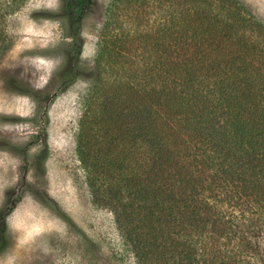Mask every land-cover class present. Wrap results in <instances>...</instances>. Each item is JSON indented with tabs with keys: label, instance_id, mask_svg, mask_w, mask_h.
Instances as JSON below:
<instances>
[{
	"label": "trees",
	"instance_id": "1",
	"mask_svg": "<svg viewBox=\"0 0 264 264\" xmlns=\"http://www.w3.org/2000/svg\"><path fill=\"white\" fill-rule=\"evenodd\" d=\"M28 1L0 0V56ZM156 1L142 53L99 51L111 77L77 136L93 202L135 264H264V24L239 0ZM64 2L80 23L93 0Z\"/></svg>",
	"mask_w": 264,
	"mask_h": 264
},
{
	"label": "rangeland",
	"instance_id": "2",
	"mask_svg": "<svg viewBox=\"0 0 264 264\" xmlns=\"http://www.w3.org/2000/svg\"><path fill=\"white\" fill-rule=\"evenodd\" d=\"M125 1L93 0L75 23L64 0H29L7 19L14 43L0 56V211L13 209L0 264H135L114 215L94 204L77 154L93 88L111 77L99 51L140 54V35L157 30L156 0ZM239 1L264 24V0Z\"/></svg>",
	"mask_w": 264,
	"mask_h": 264
}]
</instances>
